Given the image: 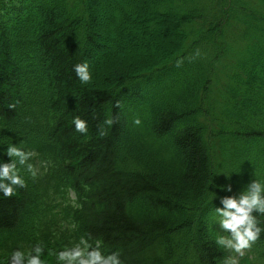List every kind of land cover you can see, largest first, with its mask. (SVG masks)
<instances>
[{
	"label": "trees",
	"instance_id": "16d2710c",
	"mask_svg": "<svg viewBox=\"0 0 264 264\" xmlns=\"http://www.w3.org/2000/svg\"><path fill=\"white\" fill-rule=\"evenodd\" d=\"M102 1L0 0V143L50 161L0 194V257L86 236L123 264H223L217 187L264 179V0H104L100 22ZM246 253L264 264V232Z\"/></svg>",
	"mask_w": 264,
	"mask_h": 264
},
{
	"label": "clouds",
	"instance_id": "9594fccd",
	"mask_svg": "<svg viewBox=\"0 0 264 264\" xmlns=\"http://www.w3.org/2000/svg\"><path fill=\"white\" fill-rule=\"evenodd\" d=\"M73 71L81 83L87 84L92 80V72L87 61L74 65ZM76 132L85 134L88 131L87 121L79 116L72 121ZM111 125V119L106 121ZM136 124L140 121L136 120ZM19 144L8 143L6 148L0 149V194L3 198L13 197L18 188H26L25 174L33 180L37 179L49 169L50 161L33 159L38 157L34 150L26 149ZM7 156L10 159L5 160ZM231 179L232 176L225 174ZM220 192L233 193V185H218ZM219 199V206L215 207L219 229L226 235L218 234L216 244L226 249L230 255L224 258L223 264H240L246 256V250L264 232L259 216H264V179L251 178L243 188L232 195L220 196L215 192V200ZM76 225L62 222L61 231H73ZM46 246L43 241L37 240L26 250L15 247L10 252H5L0 257V264H46L50 257H54L55 264H123L119 251L105 252L103 241L97 239L90 241L86 236L70 241L58 250L48 251L45 256Z\"/></svg>",
	"mask_w": 264,
	"mask_h": 264
},
{
	"label": "rangeland",
	"instance_id": "374dc122",
	"mask_svg": "<svg viewBox=\"0 0 264 264\" xmlns=\"http://www.w3.org/2000/svg\"><path fill=\"white\" fill-rule=\"evenodd\" d=\"M106 1H102V2H100L99 4H98V6H97V9H96V11H97V16H98V19H99V21L100 22H105V18L104 17H106L107 16V9H106ZM162 32V33H161ZM161 33V34H160ZM163 33H167V30L166 29H164V27H161V31L157 34V35H162ZM159 35V36H160ZM135 44V43H134ZM140 44V43H139ZM143 44V43H142ZM133 44H126V45H124V46H122V47H124V48H122V50H120L121 51V54H123V53H128L130 50H133V51H135L136 52V46L137 45H133ZM140 46H142V45H140ZM141 50H143L142 48H141ZM112 64V62L109 64V65H111ZM218 146H217V144L215 143V148H217ZM224 183V185L225 184H229V182H227L226 180L223 182ZM232 194H234V192L232 193Z\"/></svg>",
	"mask_w": 264,
	"mask_h": 264
}]
</instances>
